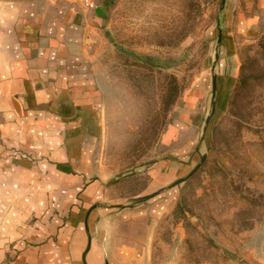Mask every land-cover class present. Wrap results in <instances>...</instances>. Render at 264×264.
Instances as JSON below:
<instances>
[{
  "label": "rangeland",
  "instance_id": "obj_1",
  "mask_svg": "<svg viewBox=\"0 0 264 264\" xmlns=\"http://www.w3.org/2000/svg\"><path fill=\"white\" fill-rule=\"evenodd\" d=\"M89 5L90 166L119 233L148 264H264V0Z\"/></svg>",
  "mask_w": 264,
  "mask_h": 264
},
{
  "label": "crops",
  "instance_id": "obj_2",
  "mask_svg": "<svg viewBox=\"0 0 264 264\" xmlns=\"http://www.w3.org/2000/svg\"><path fill=\"white\" fill-rule=\"evenodd\" d=\"M93 6L0 0V264H148L90 166L102 128Z\"/></svg>",
  "mask_w": 264,
  "mask_h": 264
},
{
  "label": "water",
  "instance_id": "obj_3",
  "mask_svg": "<svg viewBox=\"0 0 264 264\" xmlns=\"http://www.w3.org/2000/svg\"><path fill=\"white\" fill-rule=\"evenodd\" d=\"M222 1H224V0H222ZM213 88H215V82H214V80H213ZM204 159H205V156H202L201 162H203ZM198 167H199V164L191 172H189V174L187 175V177L191 176Z\"/></svg>",
  "mask_w": 264,
  "mask_h": 264
},
{
  "label": "built area",
  "instance_id": "obj_4",
  "mask_svg": "<svg viewBox=\"0 0 264 264\" xmlns=\"http://www.w3.org/2000/svg\"><path fill=\"white\" fill-rule=\"evenodd\" d=\"M85 4L89 5L91 0H83Z\"/></svg>",
  "mask_w": 264,
  "mask_h": 264
}]
</instances>
